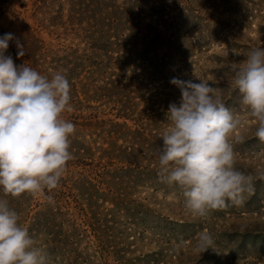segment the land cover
I'll return each mask as SVG.
<instances>
[{"label":"rangeland","instance_id":"obj_1","mask_svg":"<svg viewBox=\"0 0 264 264\" xmlns=\"http://www.w3.org/2000/svg\"><path fill=\"white\" fill-rule=\"evenodd\" d=\"M53 1L55 7L49 0H0V38L8 33L14 37L6 56L15 60L19 51L16 40L25 47L29 36L34 49L36 43L41 47L38 58L44 68H51L58 51L62 55L63 50L74 49L78 55H86L87 41L80 28L70 22L75 10L84 9L89 16L95 0ZM122 1L141 9L146 15L143 21L154 30H148L144 50L155 61L158 73L151 80L148 68L139 64L130 67L133 61L123 50L115 58L126 62L143 89L137 112L145 116L139 125L150 128V114H160L158 133L151 135L156 143H150L156 150L151 154L145 150L142 161L139 155L131 161L136 172L128 175L129 204H112L107 191L98 190L94 182H80L76 174L67 172L52 193L13 197L0 187V199L7 200L10 209L19 214V223L46 251L48 264H264V178L260 176L264 142L255 136V122L233 83V68L242 65L252 49L264 48V0ZM14 63L21 65L16 60ZM71 66L67 69L76 81L82 63ZM195 77L217 88L225 105L245 122L246 127L237 132L244 136L243 141L234 143L236 167L255 177L254 191L245 194L242 204L229 202L207 217L191 214L184 206L183 190L155 176L159 149L163 148L161 134L170 126L169 104L179 106L181 99L180 89L170 81ZM90 105L92 110L71 112L94 114L99 121L113 120L117 113L110 112L101 98ZM127 125L133 123L127 121ZM130 132L118 135L117 146L133 147ZM104 185L109 187V181L104 180ZM46 195L54 197V204L48 203ZM204 232L212 235L214 244L200 253L197 242Z\"/></svg>","mask_w":264,"mask_h":264},{"label":"clouds","instance_id":"obj_2","mask_svg":"<svg viewBox=\"0 0 264 264\" xmlns=\"http://www.w3.org/2000/svg\"><path fill=\"white\" fill-rule=\"evenodd\" d=\"M13 34L0 38V187L13 197L52 193L60 186L67 164L74 159L70 137L76 126L62 118L72 111L71 85L60 72L51 79L25 65H15L8 49ZM17 56L25 54L17 39ZM233 83L255 122V136L264 142V48H254L233 68ZM181 92L179 106L170 103V126L161 134L158 176L183 190L184 206L207 217L229 202L240 205L254 191L255 177L236 167L234 143L245 122L229 109L217 88L206 79L170 81ZM264 178V171L260 173ZM48 203L54 197L46 195ZM19 214L0 199V264H48ZM210 233H201L197 250L213 248Z\"/></svg>","mask_w":264,"mask_h":264},{"label":"trees","instance_id":"obj_3","mask_svg":"<svg viewBox=\"0 0 264 264\" xmlns=\"http://www.w3.org/2000/svg\"><path fill=\"white\" fill-rule=\"evenodd\" d=\"M49 2L55 7L53 0ZM94 2L88 10L89 16L84 9L75 10L70 22L80 28L81 37L84 42L87 41L86 55H78L74 49L63 50L62 55L58 51L52 58L51 68H44L41 65L42 59L38 58L41 47L36 43V49H34L35 45L29 36L30 38L25 41L24 56L18 58L15 55L13 58L16 63L21 65L26 63L27 67L35 69L49 79L56 72L64 74L71 85L72 110L78 112L92 110L93 107L90 104L101 98L110 112H117L113 120L104 121L96 120L94 114L80 113L79 115L67 111L62 114V118L76 126L75 134L70 137V152L74 159L68 162L66 172L76 174L78 178H81L80 182H94L98 190L107 191L111 196L109 201L112 204H129L127 191L130 178L128 175L132 177L131 172L133 174L136 172L134 170L136 164H132L131 161L137 155H139V161H142V152L146 150L151 154L156 150L150 143L151 140L156 143V137L151 135L158 133L156 125L160 114L153 113L152 109H146V112L153 113L150 114V128L139 125L145 116L137 112L143 89L132 75L131 68H127L126 62H122L115 56L123 50L128 57H131L128 60L133 61L130 67L139 64L148 68L149 77L152 80L155 77L154 73L158 71H155V65H153L155 61L150 54H145L144 50L148 44V30L152 27L143 21L142 16L146 18V15L141 12V9L137 11L127 6L122 0H110V3H107V0ZM72 63H82L80 76L76 81L72 77V71L67 69L72 67ZM132 116H138V119L134 120ZM115 120L123 122L119 123ZM127 121L133 123V126H128ZM125 130L131 131V139L134 140L131 148L124 145L117 146L115 143L118 135L124 134ZM98 139L102 143L97 142ZM82 167L85 169L83 170ZM139 168L141 167L137 166V169ZM155 176L158 177V173ZM84 179L86 181H83ZM104 180L109 181V187L104 185Z\"/></svg>","mask_w":264,"mask_h":264}]
</instances>
